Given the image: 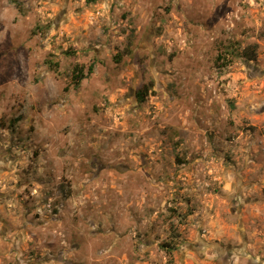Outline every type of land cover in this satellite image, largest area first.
I'll return each mask as SVG.
<instances>
[{
  "label": "rangeland",
  "instance_id": "rangeland-1",
  "mask_svg": "<svg viewBox=\"0 0 264 264\" xmlns=\"http://www.w3.org/2000/svg\"><path fill=\"white\" fill-rule=\"evenodd\" d=\"M0 264H264V0H0Z\"/></svg>",
  "mask_w": 264,
  "mask_h": 264
},
{
  "label": "trees",
  "instance_id": "trees-1",
  "mask_svg": "<svg viewBox=\"0 0 264 264\" xmlns=\"http://www.w3.org/2000/svg\"><path fill=\"white\" fill-rule=\"evenodd\" d=\"M255 54H256L255 46H252V47H247V49L243 51L242 56L246 57L247 59H253L255 57ZM92 70H93V65H90L86 72L84 71L83 66L79 64L73 65L71 67L69 74V79H70L69 82L73 86V88H78L81 80L86 78L92 72ZM137 95L139 97V100L142 101L144 98V91L139 90L137 92ZM168 252L170 253L171 251L168 250ZM169 261H171V259H169Z\"/></svg>",
  "mask_w": 264,
  "mask_h": 264
}]
</instances>
